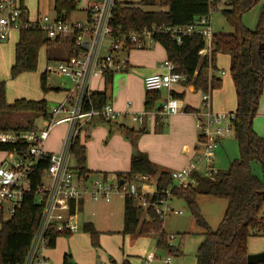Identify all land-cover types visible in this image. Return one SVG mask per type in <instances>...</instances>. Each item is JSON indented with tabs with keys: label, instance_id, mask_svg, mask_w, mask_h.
Here are the masks:
<instances>
[{
	"label": "trees",
	"instance_id": "1",
	"mask_svg": "<svg viewBox=\"0 0 264 264\" xmlns=\"http://www.w3.org/2000/svg\"><path fill=\"white\" fill-rule=\"evenodd\" d=\"M5 0H0V4ZM224 0H215L212 6L209 0H141L126 4L118 1L117 10L110 26L114 30V37L128 36L131 33L142 34L146 31L163 30L165 28H185L194 24L216 9ZM260 0H226L227 10L223 11L226 20L233 27L230 34H214L212 41L213 63L210 66L207 57H202L205 42L201 36H185L182 43L164 32L152 35L155 43L161 45L167 53V61L175 66V71L185 77L183 85L193 86L201 93L214 91L222 87L216 59L219 54L230 59V74L236 89L237 108L233 120V132L239 145L240 158L235 161L230 170L223 174L219 172L214 178L204 174L194 175L195 186L183 188L175 185L168 172H162L149 158L136 153L131 160L128 173H118L116 178L131 180L134 176L147 175L157 178L158 192L162 195L171 190L173 200H183L190 209L193 218L204 233L203 242L197 251V264H247L248 240L252 236L264 235V218L261 217L264 205V180L253 171V164L261 166L264 175V138L254 129V120L260 109V102L264 93V11L259 19L255 31L245 28L242 23L244 15L252 11ZM22 28L15 46V62L11 68V78L16 79L23 73L34 72L37 69L38 57L42 48L47 51V60L56 61L50 57L55 49H62L60 40L50 41L35 26H29V14L20 0ZM78 0H55L54 11L65 21H71L77 12ZM94 2L90 3V8ZM159 7V11H147L148 8ZM90 8L87 11L90 22ZM78 52L74 46L70 49V57ZM209 68L212 72L209 74ZM113 76L107 80L112 82ZM209 81L211 84L209 86ZM41 88L48 92L47 72L41 75ZM55 91H62L55 89ZM6 81L0 77V131L2 132H32L38 130L36 123L49 118V105L46 100H16L8 103L6 98ZM175 99H183L184 95H171ZM161 98V91L147 92L145 111H155V104ZM108 103L105 93H93L85 103V110H99ZM195 110L186 109V113ZM18 117H25L24 123L16 121ZM109 126L113 122H106ZM119 131L131 141L141 131L126 127H119ZM144 132V130H142ZM27 145L0 144V152L25 154ZM75 159L76 171L84 178L90 177L87 170V149L82 144L80 136L71 147ZM49 166L47 160H41L34 167L31 178V192L24 197L22 205L14 216L2 224L0 230V264H23L30 252L33 239L38 231L45 202L37 196L45 171ZM206 195L228 202L225 217L217 230H212L202 218L197 198ZM156 196V199L159 198ZM155 200V199H154ZM81 205V204H80ZM71 213L76 212L75 203L70 204ZM143 214L145 219H143ZM84 231L90 236L95 247L99 246V233L93 223H86ZM141 235L155 238L157 248L170 254H180L179 249L173 247L163 229V220L155 215L153 210L144 213L138 204L130 198L124 199L123 235ZM71 235L51 229L47 234L48 249L56 248L59 238ZM72 257L65 255L64 264L71 263ZM121 264H131L124 261Z\"/></svg>",
	"mask_w": 264,
	"mask_h": 264
},
{
	"label": "built area",
	"instance_id": "2",
	"mask_svg": "<svg viewBox=\"0 0 264 264\" xmlns=\"http://www.w3.org/2000/svg\"><path fill=\"white\" fill-rule=\"evenodd\" d=\"M118 1L130 4L141 0H97L90 8V22L65 21L63 17L42 16L29 26L37 27L50 41L60 40L68 47L66 58L56 61L57 66H48L47 74L53 73L67 78L72 87L65 92L64 102L49 110V118L43 127L32 132H2L0 144L27 145L25 154L16 155V160L0 166V230L2 224L10 220L22 205L24 197L31 192L30 178L34 167L41 160H47L49 166L45 177L37 189V196L45 202L42 219L32 242L26 261L23 264H51L46 252L49 250L47 234L51 229L60 233L76 234L80 230L78 208L85 198L96 203H112L115 197L130 198L144 213L153 210L155 215L164 220L167 216H181L183 213L172 207L173 194L169 189L159 194L157 178L147 175L134 176L131 180H117L113 183L107 179L90 180L81 177L75 165L71 147L83 131L90 133L95 121L116 122L126 114L117 112L107 103L99 110H85V103L93 95V82L99 79L126 73L129 69V54L133 51L146 50L155 44L152 35L161 31L170 35L178 44L185 36L198 35L205 42L202 57H207L209 65L213 63L212 30L213 10L189 27L165 28L146 31L142 34L131 33L128 36L114 37L110 26ZM213 6L215 0H209ZM20 0H5L0 4V39L6 41L11 31L22 28ZM88 8V9H89ZM74 46L78 52L70 57ZM165 74H154L144 80L147 92L167 91L172 94L173 87L185 82V77L176 73L170 62L164 64ZM209 74L212 70L209 68ZM219 75L224 76L225 73ZM202 109L193 112L197 120L198 139L194 162L186 168L171 174L180 187L196 185L194 175L204 174L214 178L219 174L214 168V158L220 142L233 130L235 115L216 114L212 108V92L202 93ZM131 107V103L128 104ZM182 102L171 95L161 108L155 111L131 113L135 124L145 126L148 123H164L171 117L182 113ZM66 123L67 132L61 151L48 153L46 143L52 131L60 124ZM204 167V168H202ZM159 195L156 199V196ZM155 199V200H154ZM75 203L76 212L71 213L70 204ZM174 241L175 238H171ZM156 256L143 259L142 264H152ZM172 264L171 258L166 261Z\"/></svg>",
	"mask_w": 264,
	"mask_h": 264
},
{
	"label": "rangeland",
	"instance_id": "3",
	"mask_svg": "<svg viewBox=\"0 0 264 264\" xmlns=\"http://www.w3.org/2000/svg\"><path fill=\"white\" fill-rule=\"evenodd\" d=\"M54 2L55 0H23L24 6L29 11L30 19H35L39 14L41 16L48 14L53 18L55 16ZM83 6L82 3L78 4L77 12L72 15L74 20L84 15ZM217 6L212 13L213 33H233V27L223 15V11L227 10L226 0ZM159 10L157 5L154 8L147 9V11ZM263 11L264 0H260L259 4L252 11L243 16L242 23L245 28L250 31H255ZM18 39V30L12 31L6 41L0 39V77L6 81L7 102L13 103L21 99L31 101L46 100L50 107L49 109H52L55 104L54 102L59 100L63 94V91L57 92L55 89H70L72 84L67 78L48 73L47 87L49 91L46 93L43 92L41 88V75L45 73L48 66H52L53 68L57 66L55 61L51 62L47 60L48 54L45 48H42L39 53L36 71L23 73L16 79H12L11 68L15 62V46ZM216 66L219 72H224L225 75H219V78L223 81V85L220 89L212 93L213 111L216 114L235 113V109L237 108V95L230 74L229 57L219 54L216 59ZM121 75V73H117L114 78H118ZM210 84L211 81H209V86ZM162 93L164 95V92ZM193 98L198 101L200 93L194 94ZM16 121L24 123L26 118L18 117ZM128 123L130 122L128 121ZM43 125L44 120L36 123L38 129L43 127ZM135 127L137 128L138 126L135 125ZM126 128L130 129L127 126ZM254 128L264 138V117L258 116L255 119ZM66 131L67 126L65 125L56 127L47 142V147L54 148L63 142ZM197 139L198 133L196 136V144ZM128 141L134 146L136 145L135 142H137L136 140ZM16 158L15 153L0 152V162L3 161L2 163H7L6 165L15 161ZM239 158V145L232 130L220 142L216 150L214 168L216 171L225 174ZM192 162H194V157ZM102 165L103 163H101ZM104 166L107 171H110V160H107ZM252 168L255 175L261 180H264L261 166L258 163H254ZM162 172L172 174L177 171L163 170ZM96 179H105L104 174H93L91 180ZM110 181L113 183L117 182L114 178H110ZM174 184L179 185V182H175ZM197 203L202 218L212 230H217L225 217L228 202L223 199L202 195L197 198ZM172 207L183 214L181 216H167L163 220V229L167 238H175L170 244L176 249H179V255L159 250L155 238L138 234L123 235L124 198L116 197L110 206L85 198L83 208L79 210L77 215L80 230L76 234L58 239L56 248L48 250V254L51 253L49 255L51 257L50 262L51 264H64L63 260L65 255H70L72 257L71 263L73 264H121L126 260L131 264H142L143 259L155 255L156 259L152 264H167L166 261L168 258H171L172 264H197V251L203 242L204 231L198 227L190 209L183 200H173ZM261 217L264 218V205ZM142 218H146L144 214ZM87 221L93 222L95 230L99 233V246L97 247L93 245L90 236L84 231V226ZM247 247L249 256L264 254V235L252 236L248 240Z\"/></svg>",
	"mask_w": 264,
	"mask_h": 264
},
{
	"label": "crops",
	"instance_id": "4",
	"mask_svg": "<svg viewBox=\"0 0 264 264\" xmlns=\"http://www.w3.org/2000/svg\"><path fill=\"white\" fill-rule=\"evenodd\" d=\"M91 2H97V0H78L79 4L82 3L84 5V15L77 20H74L72 17L71 21L86 23L88 21L87 11ZM44 16L50 15L45 14ZM56 16L55 13L53 18H56ZM40 17H42L41 14L35 19L29 18V20L34 22ZM68 52V47L63 44V48L52 51L50 57L52 59L56 58V61H59L66 58ZM166 62V50L161 45L155 43L149 49L133 51L130 53L128 71L118 78H114L113 76L112 82L108 81L107 78L93 82V92L105 93L108 103H110L117 112L126 115L119 121L113 122L115 125L112 126H109L108 123L105 122L95 121L90 127L89 134L85 131L81 133V142L87 149L86 167L91 173V176L89 177L90 180L93 174H104L105 179L110 181V178H114L117 181L116 174H124L130 171L131 160L136 153L146 155L161 171H180L192 162L195 154L196 136L198 133L197 120L193 113H186V109L190 108L195 111L202 109V93L197 91L193 86L181 84L173 87L172 94L184 95L183 99H178L182 102L183 108L181 114L171 117L168 121L158 124L148 123L145 126H140L135 124L131 119V113H140L145 109L147 96V91L145 90L144 85L145 78L154 74H165L166 69H164V64ZM60 90L63 91V94L59 100L54 102V107L64 102L65 92L68 89ZM162 92H164V95ZM162 92L161 98L155 104L156 110L161 108L163 103L170 95H172L167 91ZM198 93H200V98L197 101L194 100L193 95ZM129 103H131V107H128ZM212 108H214L213 101ZM258 116L264 117V93L260 102V109L257 117ZM128 121L130 123H128ZM62 125L67 126L66 123H62L57 127ZM135 125L138 127L136 128ZM126 126L135 131H141V133H138L134 138V140L137 141L135 142V146L119 131V127ZM142 130H144V132H142ZM256 133L260 135L257 131ZM62 145L63 142L54 148H48L46 143L45 150L48 153H57L61 150ZM107 160H110V171H107L104 166ZM2 162L3 161L0 162V166L3 164ZM101 163H103L102 166ZM74 166L76 167V164ZM112 203L106 205L110 206ZM80 204L78 212L83 208L84 201ZM86 223L93 222L87 221ZM48 252L49 251L46 252V256L51 260V257L49 256L51 253L48 254Z\"/></svg>",
	"mask_w": 264,
	"mask_h": 264
},
{
	"label": "water",
	"instance_id": "5",
	"mask_svg": "<svg viewBox=\"0 0 264 264\" xmlns=\"http://www.w3.org/2000/svg\"><path fill=\"white\" fill-rule=\"evenodd\" d=\"M264 46H261L260 49H263ZM247 264H264V254L248 256Z\"/></svg>",
	"mask_w": 264,
	"mask_h": 264
}]
</instances>
